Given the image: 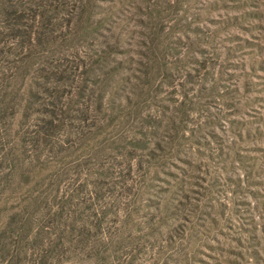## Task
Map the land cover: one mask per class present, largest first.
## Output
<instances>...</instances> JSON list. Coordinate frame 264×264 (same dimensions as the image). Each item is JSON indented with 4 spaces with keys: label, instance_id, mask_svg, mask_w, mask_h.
<instances>
[{
    "label": "rangeland",
    "instance_id": "obj_1",
    "mask_svg": "<svg viewBox=\"0 0 264 264\" xmlns=\"http://www.w3.org/2000/svg\"><path fill=\"white\" fill-rule=\"evenodd\" d=\"M0 264H264V0H0Z\"/></svg>",
    "mask_w": 264,
    "mask_h": 264
}]
</instances>
